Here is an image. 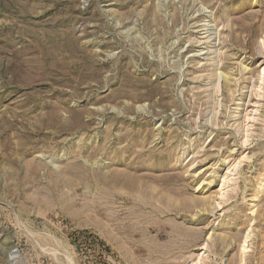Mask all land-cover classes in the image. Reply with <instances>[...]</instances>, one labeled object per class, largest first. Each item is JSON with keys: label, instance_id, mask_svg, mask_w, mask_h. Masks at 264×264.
Masks as SVG:
<instances>
[{"label": "rangeland", "instance_id": "374dc122", "mask_svg": "<svg viewBox=\"0 0 264 264\" xmlns=\"http://www.w3.org/2000/svg\"><path fill=\"white\" fill-rule=\"evenodd\" d=\"M0 264H264V0H0Z\"/></svg>", "mask_w": 264, "mask_h": 264}]
</instances>
